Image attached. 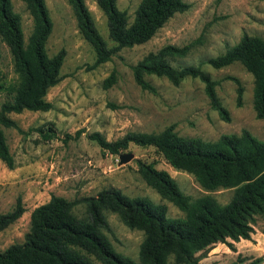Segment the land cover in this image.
<instances>
[{"label":"rangeland","instance_id":"rangeland-1","mask_svg":"<svg viewBox=\"0 0 264 264\" xmlns=\"http://www.w3.org/2000/svg\"><path fill=\"white\" fill-rule=\"evenodd\" d=\"M84 1L100 34L112 45L105 14L96 0ZM140 1L117 0V7L125 10L132 22ZM184 1L189 8L174 14L148 41L125 47L111 60L91 68L95 51L79 31L71 5L67 0H45L52 20L45 48L49 56L65 49L62 78L46 94L52 104L49 110L11 113L21 130L3 127L15 162L9 168L0 160V212L11 210L18 197L25 211L0 231V250L24 240L30 229L31 211L52 195L74 200L113 187L129 197H147L165 205L168 217H183L182 210L141 178L138 160L166 170L191 200L210 195L220 204L230 201L234 188L204 189L191 173L168 164L154 146L130 142L118 154H111L103 152L88 137L99 132L114 141L127 132L158 133L174 124L178 135L206 141L217 140L222 134H239L242 129L264 140V117L257 118L253 107L252 74L238 61L220 68L205 62L236 44L244 34L264 37V0ZM12 4L21 15L26 42L33 29L32 16L23 1L12 0ZM167 44L186 48L183 56L169 58L173 66L201 65L217 81L216 92L228 110L229 121L223 120L211 106L199 78L186 77L174 85L164 76H146L155 87L154 92L142 89L135 82L131 67L149 51ZM112 71L116 80L105 88L103 81ZM0 75L6 85L16 79L12 54L1 36ZM234 79L242 86L240 106ZM7 97L6 91L0 89V105ZM121 154L132 157L121 161ZM74 213L85 215V203L79 202ZM105 214L111 228L106 235L115 251L142 264L139 247L143 232L125 225L116 213L105 211ZM252 229L249 239L227 238L226 242H217L198 252L200 263L248 264L262 257L264 264V215L256 216ZM167 261L173 264V256Z\"/></svg>","mask_w":264,"mask_h":264},{"label":"trees","instance_id":"trees-1","mask_svg":"<svg viewBox=\"0 0 264 264\" xmlns=\"http://www.w3.org/2000/svg\"><path fill=\"white\" fill-rule=\"evenodd\" d=\"M33 19V29L24 40L21 15L14 10L12 0H0V36L13 57L16 79L7 85L0 75V89L8 95L0 105V160L14 167L3 127L21 130L11 113L24 110L47 111L52 107L46 99L50 87L62 78L61 67L66 55L64 48L47 54L45 44L52 31V20L45 0H21ZM77 20L82 36L92 45L95 60L91 68L111 60L125 47L148 41L174 14L184 12L189 4L184 0H141L132 22L117 0H96L107 20L108 45L97 29L84 0H67ZM185 47L167 44L149 51L132 67L135 82L144 90L155 91L146 76H164L174 85L186 77L199 78L211 106L220 117L229 121L228 110L221 103L217 81L202 70L201 65L173 66L169 58L183 56ZM240 62L254 79L253 107L257 118L264 117V37L244 34L223 53L206 63L214 68ZM116 80L112 71L103 81L105 88ZM237 86V105H241L242 86ZM174 124L155 133L127 132L109 141L101 133L88 137L98 143L103 152L118 154L129 143L154 146L173 168L191 173L206 190L234 188L229 202L218 203L203 195L191 200L179 188L175 179L152 162L137 161V171L146 184L163 198L182 210L183 217L166 215V206L147 197H129L117 188H106L95 196L69 200L52 195L36 206L30 214V229L22 242L0 250V264H137L128 256L115 251L106 232H111L105 211L118 214L130 228L143 232L139 247L142 264H201L198 252L227 238H250L252 223L264 215V140L242 129L239 134H222L217 140L178 135ZM84 202L86 214L78 216L74 207ZM25 211L18 197L14 207L0 212V231L14 223ZM264 233V231H263ZM248 264H263L258 257Z\"/></svg>","mask_w":264,"mask_h":264},{"label":"water","instance_id":"water-1","mask_svg":"<svg viewBox=\"0 0 264 264\" xmlns=\"http://www.w3.org/2000/svg\"><path fill=\"white\" fill-rule=\"evenodd\" d=\"M131 157H132L131 154H121V155H120V160H121V161H124V160H126V159H130Z\"/></svg>","mask_w":264,"mask_h":264}]
</instances>
